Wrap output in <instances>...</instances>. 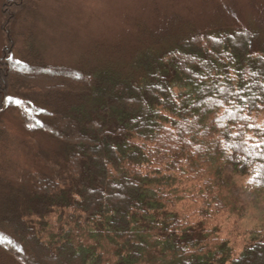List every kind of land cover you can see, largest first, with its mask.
Returning <instances> with one entry per match:
<instances>
[{"label":"trees","instance_id":"trees-1","mask_svg":"<svg viewBox=\"0 0 264 264\" xmlns=\"http://www.w3.org/2000/svg\"><path fill=\"white\" fill-rule=\"evenodd\" d=\"M42 1L3 5L0 113L59 148L24 184L0 119V264H264V227L236 228L239 251L221 235L244 210L230 170L264 188V18L172 15L126 59L13 61L10 24Z\"/></svg>","mask_w":264,"mask_h":264},{"label":"rangeland","instance_id":"rangeland-1","mask_svg":"<svg viewBox=\"0 0 264 264\" xmlns=\"http://www.w3.org/2000/svg\"><path fill=\"white\" fill-rule=\"evenodd\" d=\"M6 2L0 0V57L10 40L2 16ZM172 15L201 25L221 15L246 27L253 18H264V0H43L36 9L20 12L16 22L10 24L13 38L11 59H25L30 46H35L49 64L74 66L82 62L85 55L101 62L126 59L137 43L140 30H154ZM114 50L123 51L116 54ZM21 92L30 93L28 88H22ZM9 100L6 99L4 104ZM16 105L23 108L19 100ZM0 119L10 133L13 178H23V183L27 184L31 173L48 172L49 166L47 171L44 167L41 169L38 157L42 158V153H49L48 150L58 153L59 145L48 136H41L37 129L33 131L37 136L32 139V128L11 108L1 111ZM255 122V126L264 125V111ZM229 175L244 210L239 222L233 224L231 218L226 221L221 235L236 244L239 251L246 235L238 229L264 227V188L234 170H230Z\"/></svg>","mask_w":264,"mask_h":264},{"label":"snow or ice","instance_id":"snow-or-ice-1","mask_svg":"<svg viewBox=\"0 0 264 264\" xmlns=\"http://www.w3.org/2000/svg\"><path fill=\"white\" fill-rule=\"evenodd\" d=\"M9 99H11V98H9Z\"/></svg>","mask_w":264,"mask_h":264}]
</instances>
